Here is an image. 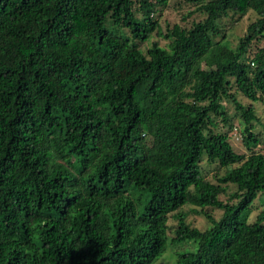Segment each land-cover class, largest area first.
<instances>
[{
	"label": "trees",
	"instance_id": "obj_1",
	"mask_svg": "<svg viewBox=\"0 0 264 264\" xmlns=\"http://www.w3.org/2000/svg\"><path fill=\"white\" fill-rule=\"evenodd\" d=\"M259 102L264 0H0V264H264Z\"/></svg>",
	"mask_w": 264,
	"mask_h": 264
},
{
	"label": "rangeland",
	"instance_id": "obj_2",
	"mask_svg": "<svg viewBox=\"0 0 264 264\" xmlns=\"http://www.w3.org/2000/svg\"><path fill=\"white\" fill-rule=\"evenodd\" d=\"M185 8L183 7L181 10H176V9H172V11H167L165 12L164 16L169 20V22H173V21H179L183 24L189 25L191 23L192 20H198L201 17H199V14L196 13L192 16H190L187 21L182 22L180 17H181V13L180 12H185L184 11ZM253 13H249L247 15V17L242 18L239 23H238V29L233 33L235 34H240L242 32V30L245 29L246 27V23L250 20L248 19L249 17H252ZM153 39L157 40L161 46H163L165 44V41L162 40H158L157 37L153 36ZM231 40H233L231 37ZM150 43L148 42V45ZM147 44L144 46L147 47ZM241 98V96H239ZM244 102H247L244 98H243ZM225 103V102H224ZM229 104V103H228ZM229 109L230 111H232V107L230 105ZM257 112L258 114L261 116L262 121L264 122V103H257ZM258 127L256 128V130L260 131L261 126L257 125ZM218 131L221 132H225L228 135V139L229 141L232 143L233 148L238 151V152H246L245 147L243 146L242 142H241V134L239 131V124L237 120H234L233 123V127L229 128L228 126H223V124L220 123L219 128L217 129ZM258 147L260 148V150L264 153V146L263 145H258ZM202 175L203 177L207 178L209 181H214L215 180V176H213V171L211 170V168H208V166H206L205 163H203L202 166ZM232 188V186H229V190ZM220 199L222 200H227V197L224 196V194H221L219 196ZM191 205H186L184 206V208L188 209V207ZM198 208V207H197ZM213 216L215 218H218L222 212L221 209L219 208H212L211 209ZM187 221L192 225V226H196L200 229H204L209 222L207 221V219L201 215V214H195L190 212L187 216ZM176 222V219H174L172 216H169L168 219V224H170L171 226H173ZM171 232V231H170ZM169 232V235H170ZM171 236V235H170ZM191 246V247H190ZM196 248V244L192 241H188V242H171L170 240L167 243V248L166 250L152 263V264H178V254L182 251H185L187 249H191V251H194Z\"/></svg>",
	"mask_w": 264,
	"mask_h": 264
}]
</instances>
